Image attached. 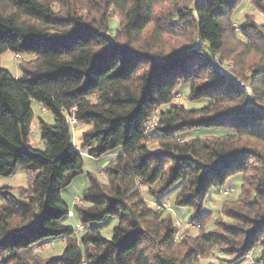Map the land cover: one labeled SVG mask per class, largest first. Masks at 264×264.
Here are the masks:
<instances>
[{"label": "trees", "instance_id": "16d2710c", "mask_svg": "<svg viewBox=\"0 0 264 264\" xmlns=\"http://www.w3.org/2000/svg\"><path fill=\"white\" fill-rule=\"evenodd\" d=\"M243 1L0 0V176H30L0 187V264H243L257 247L264 264V21L247 13L236 31ZM250 4L264 16V0ZM7 50L33 56L20 78L1 66ZM179 85L204 104L173 103ZM34 100L54 116L40 119L44 149L31 145ZM73 109L90 156L121 148L107 181L90 175L74 208L85 225L116 217L109 239L84 226L79 238L62 222L71 210L62 189L84 166ZM234 175L240 194L207 231V197ZM178 182L176 206L193 210L196 236L180 237L172 211L144 197L146 188L157 204ZM57 239L60 257L21 255Z\"/></svg>", "mask_w": 264, "mask_h": 264}, {"label": "rangeland", "instance_id": "374dc122", "mask_svg": "<svg viewBox=\"0 0 264 264\" xmlns=\"http://www.w3.org/2000/svg\"><path fill=\"white\" fill-rule=\"evenodd\" d=\"M251 0H244L238 11L237 21L233 24V28L236 31H239V24L242 23L244 20L245 15L248 13L253 16L259 22L264 21V16L260 14L253 6H251ZM163 7V14L169 9L167 8V4H162ZM119 20L120 16L118 12H115L110 19V31L109 34H114L119 27ZM32 55H21L17 56L10 50L5 51L1 55V66L11 72V74L16 77L20 78L23 74L21 63L23 60H30L32 59ZM188 88L185 85H179L177 87V91L174 94L173 103L184 105L185 107H196L202 106L205 101H193L191 102L187 97ZM181 94V98H175L176 94ZM166 106H161L160 109H165ZM32 110L34 113V120L32 125V130L34 129V133L31 134V145L35 148L44 149V145L41 140L42 131L40 129V119L44 120L48 124L54 123V116L53 114L44 109L43 106L38 101H32ZM86 130L84 125L74 127L72 131L73 141L79 147L80 152L82 153L84 159V166L82 172H80L71 182V184L64 189H62V197L64 202L69 206L71 210L74 212L75 208V199L77 197H81L84 193V190L89 187L90 185V175L97 177L100 181L106 182L107 181V172L106 167L109 162L115 159L120 151L121 148L114 149L109 153L105 154L102 157L95 158L88 154L87 148H82V133ZM151 147L154 148L155 145L151 144ZM2 181H7V177L0 176ZM13 179V178H10ZM241 183L242 178L241 175H234L230 177L224 189L219 193L215 189L210 191L204 210H211L209 213V225L207 226V231L210 230L215 222L221 218L225 219L224 213L222 211V203L227 199H233L240 194L241 191ZM180 188V183H176L164 196V199H167L171 202V211L173 214V219L176 225L179 227V235L180 237L183 235H190L196 236L202 230L198 225H195L191 222L190 218L193 215V210L188 207H178L176 206V197ZM229 188H233L234 191L229 193V195H225L224 191ZM144 197L150 204H153L155 207L158 208V204H156L152 196L148 193L146 188L143 191ZM2 199L0 197V203ZM160 209V208H159ZM164 209V208H161ZM67 226L77 229L78 224H82L86 229L90 228H99L101 230L102 235L105 238H111L112 232L114 227L117 225L118 220L116 217L109 216L103 222H94L88 225H85L81 222L76 210L73 215H67L63 220ZM84 233L80 232L77 233L79 238L82 237ZM65 247V240L57 239V240H46L39 246H33L28 249H22L21 255L27 260H33L37 255H40L45 258H54L60 257L63 253ZM260 253L258 247L257 252H255V256H258ZM202 264L206 263H220L217 256H209L206 258L201 259Z\"/></svg>", "mask_w": 264, "mask_h": 264}, {"label": "built area", "instance_id": "2783aa9c", "mask_svg": "<svg viewBox=\"0 0 264 264\" xmlns=\"http://www.w3.org/2000/svg\"><path fill=\"white\" fill-rule=\"evenodd\" d=\"M181 97H182V95L179 94V93L175 95V98H181ZM74 110L75 109H73L72 112H71L72 114L69 117V121L72 124V126L76 127L77 121H76V119L74 117ZM158 124H159L158 119L155 116L152 117V118H150V119H148V120H146L144 122V130H145V132L147 134H154V135H156L155 134V128L158 126ZM33 132L34 131L31 129V133H33ZM232 191H234V189L233 188H229L226 191H224V194L225 195H228ZM81 202H82V200H81L80 197H77L75 199V204H80ZM157 204H158V208H160V209L161 208H164V209H167V210H171L172 209L171 208V202L169 200H167V199L166 200H162V201H160ZM69 214L70 215H73L74 214L73 210H70ZM76 230H77L78 233L82 232L84 230L83 225L82 224H78V227H77ZM255 257H256L255 256V250L254 251H250L249 253H247L245 255L243 264H256L257 261H256Z\"/></svg>", "mask_w": 264, "mask_h": 264}, {"label": "crops", "instance_id": "0c3cea01", "mask_svg": "<svg viewBox=\"0 0 264 264\" xmlns=\"http://www.w3.org/2000/svg\"><path fill=\"white\" fill-rule=\"evenodd\" d=\"M31 129H32V126H31ZM33 131L35 130L33 129ZM7 178H9L7 179V181H2V179H0V187L1 186L16 187L19 185H26L28 181L30 180L29 174L23 169H18L15 174ZM10 178H13V179H10Z\"/></svg>", "mask_w": 264, "mask_h": 264}]
</instances>
